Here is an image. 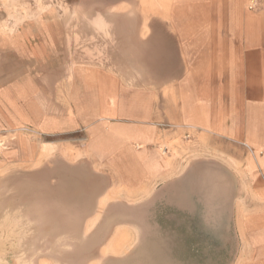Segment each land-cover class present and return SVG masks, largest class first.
Here are the masks:
<instances>
[{"label":"crops","instance_id":"1","mask_svg":"<svg viewBox=\"0 0 264 264\" xmlns=\"http://www.w3.org/2000/svg\"><path fill=\"white\" fill-rule=\"evenodd\" d=\"M145 1L107 4L118 22L100 31L112 59L110 67L100 60L94 104L73 76V26L0 25V137L25 132L1 160L40 159L44 138L73 131L78 107L75 130L90 128L93 144L136 149L107 147L100 155L129 161L125 176L144 191L151 218L136 232L144 231L146 258L264 264L262 13L249 12V0H161L155 10ZM186 134L202 147L186 164L160 151V142ZM234 145L247 151L231 152Z\"/></svg>","mask_w":264,"mask_h":264},{"label":"rangeland","instance_id":"2","mask_svg":"<svg viewBox=\"0 0 264 264\" xmlns=\"http://www.w3.org/2000/svg\"><path fill=\"white\" fill-rule=\"evenodd\" d=\"M111 3L112 0H0V25L73 26V76L82 80L84 90L89 88L91 97L87 95L85 99L94 104L100 98V89L94 84L100 80L96 73L100 60L111 66L112 50L106 54L99 36L100 31L118 22L111 6L107 7ZM141 3L143 7L146 1ZM160 3L161 0H152L154 10ZM247 10L261 12L264 19V0H249ZM89 82L93 85L85 84ZM78 109L74 108L73 131L44 138L48 144L41 145L37 161L12 160L4 164L5 158L1 157L11 151L12 139L17 140L25 132H13L7 139L0 137V264H150L151 260L162 264L160 256L145 257L144 231L136 232V227H145L151 214L143 207L144 191L139 193L140 188L136 189L125 176L129 161L125 166L100 155V150L107 147H114L120 154L136 149L128 144H93L90 128L75 130ZM170 140L159 143L160 151L173 159L185 158V164L201 147L188 134ZM232 147L230 151L234 153L247 151L244 146ZM137 150L142 149L138 146ZM254 150L250 149L255 155ZM55 208L57 217L52 214ZM135 222L138 225L131 224ZM104 247L109 250L104 251ZM117 250L120 255H110ZM134 250H139L136 256ZM207 260L202 257V263Z\"/></svg>","mask_w":264,"mask_h":264},{"label":"bare ground","instance_id":"3","mask_svg":"<svg viewBox=\"0 0 264 264\" xmlns=\"http://www.w3.org/2000/svg\"><path fill=\"white\" fill-rule=\"evenodd\" d=\"M168 97V96H167ZM212 137V136H211ZM211 139V138H210ZM172 144V143H171ZM249 145V147H250V149L253 151V149H252V146H250V144H248ZM235 149V148H234ZM224 151V150H223ZM254 153L255 154H257L258 152H256L255 150H254ZM246 154V153H245ZM210 176V175H209ZM198 178V177H197ZM212 178V177H211ZM222 178V177H221ZM209 180V179H208ZM218 180V179H217ZM197 181V180H196ZM221 181V180H220ZM218 182V181H217ZM216 182V183H217ZM220 183V182H219ZM219 185H221V183L219 184ZM214 186V185H213ZM217 187V186H216ZM219 187H221V186H219ZM225 189H226V186L224 187ZM223 189V183H222V188H220V190H222ZM225 191V190H224ZM223 191V193H226V195H227V192H228V190H227V192H224ZM208 194V193H207ZM219 194V193H218ZM196 195V194H195ZM219 196H221V195H219ZM228 196V195H227ZM227 196H226V198H227ZM204 197V196H203ZM225 198V197H224ZM205 200V199H204ZM208 200V199H207ZM226 202V201H225ZM211 204V203H210ZM209 205V204H208ZM222 207V206H221ZM226 207V206H225ZM57 209V208H56ZM212 210V209H211ZM55 212V211H54ZM57 212V211H56ZM55 212V213H56ZM209 212V211H208ZM216 212V211H215ZM220 215V214H219ZM210 218V217H209ZM214 219V218H213ZM213 221V220H212ZM215 221V220H214ZM210 222V221H209ZM122 237H124V236H122ZM142 253V252H141ZM137 254V253H136Z\"/></svg>","mask_w":264,"mask_h":264}]
</instances>
